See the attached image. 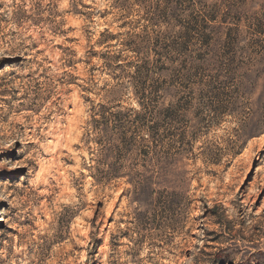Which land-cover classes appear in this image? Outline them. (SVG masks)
<instances>
[{
    "label": "rangeland",
    "instance_id": "374dc122",
    "mask_svg": "<svg viewBox=\"0 0 264 264\" xmlns=\"http://www.w3.org/2000/svg\"><path fill=\"white\" fill-rule=\"evenodd\" d=\"M0 264H264V0H0Z\"/></svg>",
    "mask_w": 264,
    "mask_h": 264
}]
</instances>
